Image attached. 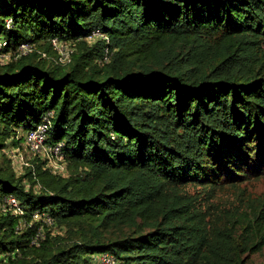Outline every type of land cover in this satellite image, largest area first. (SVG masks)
Returning <instances> with one entry per match:
<instances>
[{"label":"trees","instance_id":"obj_1","mask_svg":"<svg viewBox=\"0 0 264 264\" xmlns=\"http://www.w3.org/2000/svg\"><path fill=\"white\" fill-rule=\"evenodd\" d=\"M95 28L108 43L85 40ZM55 36L67 65L38 52ZM0 37L36 46L0 64V152L50 111L67 161L65 176L37 157L20 176L0 165V206L17 201L0 208V264H243L262 249V208L238 220L243 242L221 241L182 189L264 175V0H0ZM36 212L79 238L32 243Z\"/></svg>","mask_w":264,"mask_h":264},{"label":"rangeland","instance_id":"obj_2","mask_svg":"<svg viewBox=\"0 0 264 264\" xmlns=\"http://www.w3.org/2000/svg\"><path fill=\"white\" fill-rule=\"evenodd\" d=\"M21 4L22 3H19L17 8H19ZM15 10L12 11V14H15ZM256 55L264 60V45L256 52ZM22 134L23 132L21 130L18 136L22 137ZM23 142L24 139L17 145L21 146L18 156L11 151L16 146L6 149L3 151L4 154L0 152V165L10 166L17 176L22 175L26 167H32V161L37 157L29 154ZM7 159H9L10 162H8ZM39 159L44 160V158ZM26 161L30 163L29 166L24 163ZM85 178H87V176H85ZM182 191L193 198L197 210L204 212L205 222H202V224L206 226L209 237L221 241L228 240L231 236L236 234L235 238L243 242L247 234L245 231L247 225L246 222L238 220L250 218L254 210L262 208L264 211V175L251 177L237 184L216 187L210 185L204 186L199 183H190L185 185ZM5 202L6 203H2L0 206L3 211L6 210L5 204H9V199H6ZM13 211L14 213H20L18 208H14ZM85 229L86 227H83V230ZM47 230L50 232L51 236L61 237L63 240H76L81 233V229L77 226L74 227L72 232H68V226L59 224L47 225L42 229V234L45 235ZM100 254L98 253L92 258L93 262ZM241 259L243 264H263L264 246L261 250L255 248L247 252H242Z\"/></svg>","mask_w":264,"mask_h":264},{"label":"built area","instance_id":"obj_3","mask_svg":"<svg viewBox=\"0 0 264 264\" xmlns=\"http://www.w3.org/2000/svg\"><path fill=\"white\" fill-rule=\"evenodd\" d=\"M12 23L11 19L6 22L7 27H10ZM85 40L92 44L97 40L109 42L108 36L99 28L91 30L86 36ZM52 50L55 51V55L50 57L46 51H38L42 57L51 58L56 64L67 65L72 61V54L74 52V46L71 42L65 41L58 36L51 37L49 39ZM36 50L34 42L22 41L16 46H10L8 41L0 37V64H7L13 61H17L21 57L28 55ZM112 51L109 47L105 48L102 58L99 63L105 64L111 60ZM53 112H47L40 123L37 125L22 130L25 149L29 151V154L34 157L44 158L46 160V166L54 173L60 175H67L66 158L63 152V143L59 142L52 144L49 142V131L52 127ZM21 131V130H20ZM19 131V132H20ZM18 132V134H19ZM17 137H19L17 135ZM21 146H16L11 151L17 156L20 154ZM27 166L30 165L28 161L24 162ZM9 204L17 206V201L14 197H9ZM19 209V208H18ZM35 220H42L44 224L54 225L56 224L54 219L48 214L36 212L34 215ZM42 227H40L32 240V243L38 244L39 238L44 237L42 234ZM92 264H118L117 258L111 253H102L98 255Z\"/></svg>","mask_w":264,"mask_h":264}]
</instances>
